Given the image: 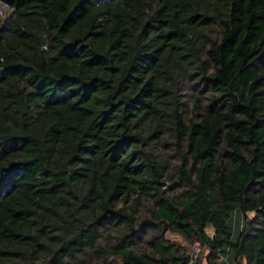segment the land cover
<instances>
[{
    "label": "trees",
    "instance_id": "obj_1",
    "mask_svg": "<svg viewBox=\"0 0 264 264\" xmlns=\"http://www.w3.org/2000/svg\"><path fill=\"white\" fill-rule=\"evenodd\" d=\"M0 8V264H264V0Z\"/></svg>",
    "mask_w": 264,
    "mask_h": 264
},
{
    "label": "rangeland",
    "instance_id": "obj_2",
    "mask_svg": "<svg viewBox=\"0 0 264 264\" xmlns=\"http://www.w3.org/2000/svg\"><path fill=\"white\" fill-rule=\"evenodd\" d=\"M0 14H2V9L1 8H0ZM236 215H237V218H236ZM242 219H243V214L240 211H234L232 213V216H231V218L229 220V224H230V227H231V235H232V239L233 240H235L238 237ZM208 235L211 236L212 232L208 231ZM166 238L169 239V240L178 241L179 243H181V244L183 243L184 244L183 240L177 235L168 233L166 235ZM200 252H201V254H200ZM190 255L196 256L195 260L199 259L200 260L199 262L201 264H211L208 261L209 252L206 251V250L200 251V248L198 247L197 244L191 246ZM227 264H229V263H227Z\"/></svg>",
    "mask_w": 264,
    "mask_h": 264
},
{
    "label": "built area",
    "instance_id": "obj_3",
    "mask_svg": "<svg viewBox=\"0 0 264 264\" xmlns=\"http://www.w3.org/2000/svg\"><path fill=\"white\" fill-rule=\"evenodd\" d=\"M195 258H196V256H194V255H191V259H192V261H194L195 260ZM221 261V259H219L218 260V262H220Z\"/></svg>",
    "mask_w": 264,
    "mask_h": 264
},
{
    "label": "crops",
    "instance_id": "obj_4",
    "mask_svg": "<svg viewBox=\"0 0 264 264\" xmlns=\"http://www.w3.org/2000/svg\"><path fill=\"white\" fill-rule=\"evenodd\" d=\"M236 218H237V215H236Z\"/></svg>",
    "mask_w": 264,
    "mask_h": 264
}]
</instances>
